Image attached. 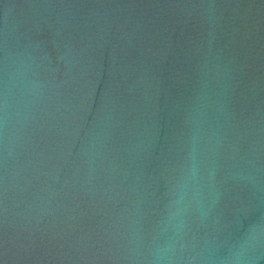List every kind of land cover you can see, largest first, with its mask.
Wrapping results in <instances>:
<instances>
[{
	"label": "water",
	"instance_id": "obj_1",
	"mask_svg": "<svg viewBox=\"0 0 264 264\" xmlns=\"http://www.w3.org/2000/svg\"><path fill=\"white\" fill-rule=\"evenodd\" d=\"M6 64L0 264H135L193 141L203 264H264V0H0Z\"/></svg>",
	"mask_w": 264,
	"mask_h": 264
},
{
	"label": "clouds",
	"instance_id": "obj_2",
	"mask_svg": "<svg viewBox=\"0 0 264 264\" xmlns=\"http://www.w3.org/2000/svg\"><path fill=\"white\" fill-rule=\"evenodd\" d=\"M2 98L0 110L3 112L4 123L10 119L9 108L14 89L17 87L16 74L9 71L5 65ZM26 92H32V87H27ZM204 187L203 176L200 172L195 143L193 141L182 175L177 180L170 193L172 200L169 212L163 221V232L171 231L172 235L160 240L156 235L150 238L135 236L133 239V259L135 264H203L206 259L205 249L198 246L182 221L186 210L201 204V195ZM221 264H245L242 246L236 247L232 254Z\"/></svg>",
	"mask_w": 264,
	"mask_h": 264
}]
</instances>
